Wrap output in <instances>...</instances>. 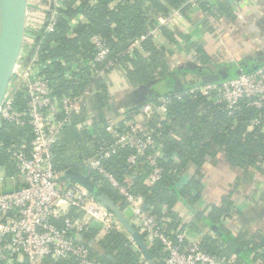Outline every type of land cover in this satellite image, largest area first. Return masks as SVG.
Segmentation results:
<instances>
[{
  "label": "trees",
  "instance_id": "1",
  "mask_svg": "<svg viewBox=\"0 0 264 264\" xmlns=\"http://www.w3.org/2000/svg\"><path fill=\"white\" fill-rule=\"evenodd\" d=\"M189 1L64 0L61 8L55 9L59 16L54 32L47 33L43 29L35 38L29 56L39 55L44 67L43 75L49 78L54 97L84 98L87 106L81 114L73 115L62 128L53 147L54 169L64 174L72 169L89 175L129 218L126 199L99 171L89 167L88 161L98 158L105 171L119 185L127 187L142 199L143 212L153 216L157 227L172 239H176L177 232L190 228L202 235L199 243L201 250L227 260V264H264V254L261 252L264 248L263 236L248 232L235 234L234 242L241 252L236 255L226 243L233 232L225 224L233 215H243L236 205L237 194L248 191L243 187L248 182L253 183L256 176L264 179V107L256 108L250 105L248 99H242L237 108L230 112L225 103L215 96H206L197 90L204 85L200 74L195 73L194 80L185 81L186 73L173 68L171 52L159 45L157 37L150 35L151 31L157 30L161 37L175 45L178 37L189 41V37L179 30L158 27L157 22L159 16L166 17L175 11L186 13L191 9ZM48 4V0H41L40 6L47 7ZM200 7L204 13L202 23L207 27H215L222 22V18L235 15L229 0H214L212 4L203 3ZM79 19L84 22L75 26L73 22ZM94 36L105 40L110 55L105 64H98L93 69L88 63L96 54L91 44ZM136 42H139L138 46L129 53L131 45ZM194 49L203 64H213V59L201 45H194ZM109 62L116 66V73L127 80L130 89L157 82V85L165 87L164 92L160 91L159 95L149 97L143 105L120 115L115 102L110 103V91L114 85L96 74L98 68ZM254 71L241 72L249 74ZM174 75L182 85L178 92L174 89ZM239 75L234 74L227 80ZM14 98L15 108L25 111L28 105L25 94L16 92ZM166 100L164 113L153 116L146 123L155 138L156 148L138 158L135 165L129 164L128 159L135 150L116 144L115 135L106 130L108 121H114L117 134L124 133L128 130L127 123L134 122L145 105L159 106ZM115 115L123 116L122 120L115 119ZM255 120H259L260 124L255 125ZM32 140L30 125L20 127L0 120V193L23 186L13 153L22 146L30 152ZM104 150L113 153L105 157L101 155ZM155 152H159L156 164L162 173L160 179L150 185L147 179L153 168L148 156ZM219 163L228 168L232 189L223 196L219 205L207 206L206 222L196 219L185 224L177 211L178 205L181 200L195 205L208 180L206 168L218 166ZM82 215L76 208H70L67 216L79 219ZM53 222L59 228L64 226L63 219ZM214 225L224 238L211 231L210 227ZM81 237L80 242L86 246L90 239L97 241L96 248H89L100 264H113L108 259L109 255L115 257L119 264H147L141 253L133 248L125 231L113 229L101 233L89 225ZM143 238L154 264H165L166 254L162 244L158 240L149 243ZM5 264H29V260H21L18 255L9 253ZM41 264L79 262L76 259L46 258Z\"/></svg>",
  "mask_w": 264,
  "mask_h": 264
},
{
  "label": "built area",
  "instance_id": "2",
  "mask_svg": "<svg viewBox=\"0 0 264 264\" xmlns=\"http://www.w3.org/2000/svg\"><path fill=\"white\" fill-rule=\"evenodd\" d=\"M64 0H55V6L45 32H54L58 19V11ZM213 0H190L191 10L201 4H212ZM37 10H39L37 8ZM37 12V11H36ZM179 14L175 11L169 16L157 18L158 27H176L174 18ZM37 20L27 16L26 40L23 52L15 67L10 90L0 110V120L23 127L32 128L33 140L31 150L26 147L14 151L13 157L21 174L22 187L17 190L0 193V264H5L9 253L18 255L21 260H29V264H41L46 258L53 260L76 259L79 264H100L91 253L89 245L80 242L79 237L86 227L99 224L103 232L121 230V224L98 202L83 186L65 178L64 173L54 169L53 147L58 140L62 128L69 123L73 115L82 113L87 106L84 98L57 99L53 96L49 78L43 75L38 54L30 57L35 38L42 31ZM150 35L157 37L158 31ZM145 39L144 37L142 38ZM96 54L88 66L93 69L98 64H105L110 50L100 36L91 40ZM139 42L131 45V53ZM29 60V61H27ZM27 61V62H26ZM115 65L106 63L96 70L98 76L106 79L115 73ZM206 96H215L225 103L233 112L240 100L248 99L256 108L264 107V66L253 73H242L235 79L223 81L221 84H204L197 88ZM22 91L28 99L27 109L20 111L15 108L16 92ZM167 100L159 106L147 104L134 122L127 123V131L117 134L114 121L107 123V132L115 135L116 144L135 150L128 162L135 165L138 158L147 151L156 148L152 131L146 123L153 116L165 111ZM140 118V120H139ZM254 124H260L255 120ZM110 150L102 151L101 155L109 157ZM159 152L148 156L153 168L147 181L155 184L161 177L162 170L156 164ZM91 169L99 171L110 184L123 196L129 204V219L149 243L159 241L166 254L165 264H227V260L207 254L197 244L189 243L185 232H177L176 239L169 237L160 227L155 218L142 210V199L132 194L127 187L108 174L98 158L88 161ZM70 208H76L83 215L79 219L70 218ZM63 219L64 226L59 228L53 221Z\"/></svg>",
  "mask_w": 264,
  "mask_h": 264
},
{
  "label": "crops",
  "instance_id": "3",
  "mask_svg": "<svg viewBox=\"0 0 264 264\" xmlns=\"http://www.w3.org/2000/svg\"><path fill=\"white\" fill-rule=\"evenodd\" d=\"M48 2L49 4L45 10H37V12H35L39 20L36 17L35 19L41 23L39 25L42 30L47 26L50 15L52 14H49L51 0H48ZM212 3H214V0ZM30 4L31 0H28V15L30 12ZM229 4L235 15L231 18H222V22L215 27L210 25L207 27L202 23L204 13L201 7L196 10L189 9L184 14L179 12L174 18L176 25L175 29L187 35L189 41H185L178 37V43L175 45L169 43L164 37L158 34L157 40L159 45L171 52L173 68L179 72L186 73L184 76L185 81L190 82L194 80L196 76L195 73L200 74L201 78L205 73L223 74L225 78L228 79L241 71L254 70L256 67L264 65V0H229ZM237 8H239V10ZM44 18L45 22H43ZM81 22L83 23L84 20L79 19L73 23L76 26ZM26 43H29L28 39ZM196 44L201 45L211 59H213L211 62L213 63L212 65L208 63L203 64L201 59H198L194 51V45ZM219 53H222L225 57L223 56V58H220ZM217 56L219 58L215 61L214 57ZM176 58L177 60L175 61ZM228 58H231V60ZM122 76V74L115 72L110 74V77L107 79L109 84L111 83L114 85L113 90L110 91V103L115 102L116 109H118L120 115L143 105L147 102L149 97L157 96L160 91L164 92L165 90V87L161 84L157 85V82L149 86L130 89L129 83ZM155 84L157 86H154ZM114 118L122 120L123 116H116ZM206 172L208 174V180L205 183V190L195 205H192L203 212L204 216L203 218H197L186 207V205L190 203L181 200L177 211L182 216L185 224L191 223L196 219L206 222L208 218L206 211L207 206L213 204L219 205L223 196L228 194L232 189L230 174L225 164L219 163L218 166H209L206 168ZM243 188L245 191H248L245 193L242 191L237 194L236 197V205L243 215H233L225 222L226 226L232 229L233 232L230 239L235 241V234L237 236L238 234H245L247 232L252 235H262L264 238V179L260 180L256 176L253 183L248 182ZM92 226L99 232H103L99 224H94ZM212 227L216 226L214 225ZM210 229L213 231L211 227ZM120 231L125 230L122 227ZM184 232L187 235L189 243L199 245L202 240V235L190 228H187ZM129 239L132 242L133 248L138 250L130 237ZM87 242L92 247L96 248V246H98L95 239H90ZM261 252L264 254V248Z\"/></svg>",
  "mask_w": 264,
  "mask_h": 264
},
{
  "label": "water",
  "instance_id": "4",
  "mask_svg": "<svg viewBox=\"0 0 264 264\" xmlns=\"http://www.w3.org/2000/svg\"><path fill=\"white\" fill-rule=\"evenodd\" d=\"M55 0H51L49 14L53 12ZM28 15V0H0V110L2 104L10 90L15 67L23 52L26 25ZM29 61V60H27ZM26 61V62H27ZM256 67L254 70L259 69ZM241 74V72H239ZM176 82L174 89L176 92L182 89L179 78L174 75ZM227 80L223 74H203L202 81L204 84H221ZM65 178L83 186L98 202H100L121 224L125 232L129 235L137 249L141 253L147 264H154L149 252L148 245L140 231L135 227L127 215L121 211L120 207L104 193L90 178L89 175L69 169L65 172ZM187 209L197 218H203V212L199 211L192 205H186ZM213 232L219 237L224 238L223 234L216 228L212 227ZM82 240V237H79ZM226 243L240 255L238 248L231 239ZM91 246L90 244H88ZM111 262L118 264V261L108 257Z\"/></svg>",
  "mask_w": 264,
  "mask_h": 264
},
{
  "label": "rangeland",
  "instance_id": "5",
  "mask_svg": "<svg viewBox=\"0 0 264 264\" xmlns=\"http://www.w3.org/2000/svg\"><path fill=\"white\" fill-rule=\"evenodd\" d=\"M45 1V0H44ZM237 1V0H235ZM41 4V0H31V4H30V12H29V17L32 18V20H35V17H36V14L35 12L37 11V8L39 9V11L41 10H44L46 7L45 6H40ZM237 4V3H236ZM239 10V8H237ZM37 18V17H36ZM39 20V18H37ZM224 55H222V53H219V57L220 58H223ZM218 56L217 57H214V60L217 61V59L219 58ZM225 57V56H224ZM229 60H231V58H228ZM177 60V58L175 59V61ZM220 61V60H218ZM110 77V76H109ZM116 223L117 224H120L117 220H116Z\"/></svg>",
  "mask_w": 264,
  "mask_h": 264
}]
</instances>
